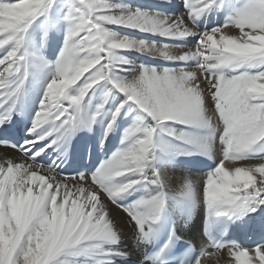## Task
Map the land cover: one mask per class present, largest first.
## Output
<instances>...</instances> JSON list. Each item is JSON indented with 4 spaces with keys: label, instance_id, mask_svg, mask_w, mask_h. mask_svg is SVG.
I'll return each mask as SVG.
<instances>
[{
    "label": "snow or ice",
    "instance_id": "snow-or-ice-1",
    "mask_svg": "<svg viewBox=\"0 0 264 264\" xmlns=\"http://www.w3.org/2000/svg\"><path fill=\"white\" fill-rule=\"evenodd\" d=\"M182 3L173 15L181 7L174 0L155 5L164 11L65 0L66 36L52 62L33 29L43 20L45 39L59 30L57 0H0V136L17 134L12 117L34 66L52 73L24 143L0 140V264H264V242L247 248L211 236L214 221L227 217L244 221L234 232L264 237V213L252 215L264 209V158L253 159L264 145V0ZM226 9L222 24L201 28ZM126 52L169 66L137 64ZM98 89L103 98L93 105ZM125 112L134 122L95 172L66 174L46 162L54 147L66 158L71 138L98 121L107 141ZM161 133L187 146L176 155L216 160L219 146L218 165L203 177L170 175L174 160L163 158L174 146ZM140 188L145 195L121 203ZM174 199L193 218L203 212L202 234L166 224Z\"/></svg>",
    "mask_w": 264,
    "mask_h": 264
},
{
    "label": "bare ground",
    "instance_id": "bare-ground-1",
    "mask_svg": "<svg viewBox=\"0 0 264 264\" xmlns=\"http://www.w3.org/2000/svg\"><path fill=\"white\" fill-rule=\"evenodd\" d=\"M124 3L129 4L135 8H141L148 11H164V9L157 8L155 5L160 3V0H123ZM175 3H179L181 7L175 11H170L169 14L179 15L185 9L183 8L182 0H174ZM230 9L225 11H214L204 18L201 22V28H212L222 24L227 18L228 12ZM66 15L65 0H57V5L51 13L53 21H55L59 27L58 31H49L46 35V29L43 20L37 21V24L33 29L34 39L41 42L43 45L42 51L43 54L47 57L49 61L54 62L64 45V40L66 36L67 23L64 21L63 17ZM122 35L133 36L138 39H158L155 37H149L145 33L135 32L130 29L120 28L116 29ZM53 38H55V43H52ZM194 42V41H193ZM125 55L129 60L134 61L137 64H144L145 66H154V67H168L169 65L163 60H154L149 56H142L136 52H126ZM52 73L50 71L40 70L39 67L34 66L32 70V75L26 85L27 96L25 102L18 106L16 114L18 115L16 119V131L20 136L21 144L24 143V139L27 138L29 129L32 127V121L35 112L39 108V104L42 100L44 91L46 89V84L51 79ZM103 89H98L95 95V99L92 100L93 105L99 102L103 98ZM120 99H123L122 97ZM3 115V110H0V116ZM134 122V115L129 116L126 112L122 113L121 119L118 121L119 127L113 131L108 140H104L105 135V126L106 121H98L94 124L91 130H81L77 132L74 137L70 140V146L68 150L67 157L61 155L63 149L60 152L56 151V148L49 149V152L46 156V162L52 163L55 161L59 165L58 170L66 173L73 174L70 166L73 164L77 165V171L79 172L82 168L86 167L89 164L95 165V171L99 165L107 159H110L114 152L121 148V141L123 139V134L128 127ZM176 130L185 131L182 126L175 125ZM205 133H202L204 135ZM161 137L165 142L171 143L174 146V151L167 157H164V161L174 160V166L169 167L167 171L170 175H183L185 173L192 175L194 177H203L207 173L213 171L219 163V158L222 154L220 152L219 146L217 148V159L210 160L204 156L200 155H176V153L187 151V146L180 144V142L172 140L171 137H168L165 133H161ZM103 143V147H101ZM263 156L264 158V145H259L257 152L253 157ZM195 163L199 166L209 167L210 169L205 170H191L184 166L185 163ZM94 171V172H95ZM145 195L143 188L133 192L128 195L125 200L121 203L125 206L129 203L134 202L136 199L141 198ZM169 213L172 216L175 226L181 231H187L192 236L202 234V211L197 210L195 217L193 218L190 212H188L185 202L179 199H174L169 206ZM264 213V209H261L260 212L254 213L255 216L261 215ZM247 219V218H245ZM185 220H190L191 223L188 225V228L185 229L184 224ZM244 223L243 220H235ZM249 232V230H247ZM253 238L249 241V246L247 248H253V240L255 237L260 235L258 231H254ZM124 246L131 250L134 248V245L131 240H125ZM152 245H146L144 247L151 248ZM131 260V258H130ZM120 264H127V262H120Z\"/></svg>",
    "mask_w": 264,
    "mask_h": 264
},
{
    "label": "rangeland",
    "instance_id": "rangeland-1",
    "mask_svg": "<svg viewBox=\"0 0 264 264\" xmlns=\"http://www.w3.org/2000/svg\"><path fill=\"white\" fill-rule=\"evenodd\" d=\"M221 24V23H220Z\"/></svg>",
    "mask_w": 264,
    "mask_h": 264
}]
</instances>
